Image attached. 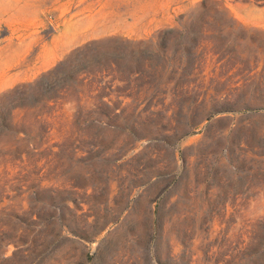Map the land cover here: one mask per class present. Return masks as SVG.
I'll list each match as a JSON object with an SVG mask.
<instances>
[{
    "label": "rangeland",
    "instance_id": "374dc122",
    "mask_svg": "<svg viewBox=\"0 0 264 264\" xmlns=\"http://www.w3.org/2000/svg\"><path fill=\"white\" fill-rule=\"evenodd\" d=\"M0 264H264V0H0Z\"/></svg>",
    "mask_w": 264,
    "mask_h": 264
}]
</instances>
